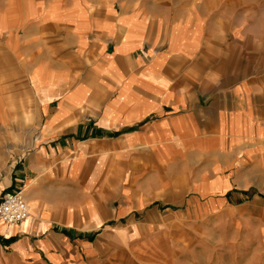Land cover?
Instances as JSON below:
<instances>
[{"label": "crops", "instance_id": "crops-1", "mask_svg": "<svg viewBox=\"0 0 264 264\" xmlns=\"http://www.w3.org/2000/svg\"><path fill=\"white\" fill-rule=\"evenodd\" d=\"M258 173L264 0H0V264H196Z\"/></svg>", "mask_w": 264, "mask_h": 264}, {"label": "rangeland", "instance_id": "rangeland-1", "mask_svg": "<svg viewBox=\"0 0 264 264\" xmlns=\"http://www.w3.org/2000/svg\"><path fill=\"white\" fill-rule=\"evenodd\" d=\"M256 176L257 183H264L260 173ZM251 191L253 200L243 199L237 212L207 231L196 264H264V187Z\"/></svg>", "mask_w": 264, "mask_h": 264}, {"label": "built area", "instance_id": "built-area-1", "mask_svg": "<svg viewBox=\"0 0 264 264\" xmlns=\"http://www.w3.org/2000/svg\"><path fill=\"white\" fill-rule=\"evenodd\" d=\"M30 217L23 193L4 192L0 200V221L8 225H20Z\"/></svg>", "mask_w": 264, "mask_h": 264}]
</instances>
